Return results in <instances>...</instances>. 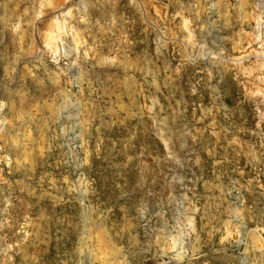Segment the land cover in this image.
I'll return each mask as SVG.
<instances>
[{"label":"rangeland","instance_id":"rangeland-1","mask_svg":"<svg viewBox=\"0 0 264 264\" xmlns=\"http://www.w3.org/2000/svg\"><path fill=\"white\" fill-rule=\"evenodd\" d=\"M0 264H264V0H0Z\"/></svg>","mask_w":264,"mask_h":264}]
</instances>
